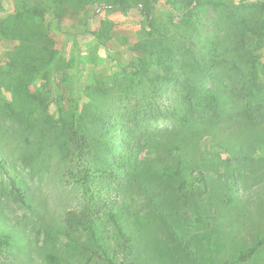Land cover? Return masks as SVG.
I'll list each match as a JSON object with an SVG mask.
<instances>
[{
  "label": "rangeland",
  "instance_id": "374dc122",
  "mask_svg": "<svg viewBox=\"0 0 264 264\" xmlns=\"http://www.w3.org/2000/svg\"><path fill=\"white\" fill-rule=\"evenodd\" d=\"M117 1L121 0H71L64 12L58 11V22L47 9L41 20L24 18L19 0H0V66L14 59L29 65L41 63V67L50 51L55 53V66L46 63L38 75L12 69L1 93L20 108L41 105L42 98L50 115L57 109L54 91L62 96L60 104L66 110L78 95L80 108L94 101H104L105 106V85L111 89L112 80L121 77L122 67L142 55L133 52L139 41L171 28L168 0L155 1L158 11L153 14L152 27L143 14L150 0H122L136 5L114 8ZM220 1L234 6L242 0ZM259 46L264 66V44ZM22 80L26 81L25 94L19 92ZM109 91L114 99L119 98ZM243 97L237 96V109L232 110L236 119L191 134L179 150L169 142L177 135L185 136V130L169 128L165 121L154 124L161 133L158 144L145 157L150 173L175 166L181 159L186 173H205L208 187L205 197L190 210L188 226L177 218L179 232L172 234L146 207L139 182H131L119 203L126 204L128 228L139 236L136 243L143 264H220L264 240V124L253 126L242 119ZM6 125L16 126L13 120ZM4 128L8 129L0 127V137L13 168L9 169L26 189L27 198L25 205L13 201L7 176L0 168V234L11 235L14 243L11 248H0V264H108L89 230L74 229L66 221L69 213L78 216L89 205L93 192H87L74 176L75 170L56 153L47 170L34 173L33 163L26 166L20 160L21 141L4 133ZM172 184L176 186L174 179ZM198 215L208 216L207 220L196 225L193 218ZM108 227L100 237L112 241L115 232ZM245 264H264V247Z\"/></svg>",
  "mask_w": 264,
  "mask_h": 264
},
{
  "label": "trees",
  "instance_id": "16d2710c",
  "mask_svg": "<svg viewBox=\"0 0 264 264\" xmlns=\"http://www.w3.org/2000/svg\"><path fill=\"white\" fill-rule=\"evenodd\" d=\"M19 1L24 18L41 20L43 9H47L60 22L58 11L64 12L71 0ZM155 1H149L148 10L143 7L144 20L151 27L153 14L158 11ZM168 4L170 31L139 41L133 52L142 55L129 66H121V77L112 80L111 89L119 98L114 99L105 85V106L104 101H94L80 108L78 95L66 110L60 104L62 96L54 91L57 109L50 115L42 98L41 105L20 108L0 91V127H8L4 133L21 141L20 160L26 166L33 163V172L39 174L49 168L56 153L75 170L74 176L87 192H93L89 205L78 216L69 213L66 221L74 229L89 230L99 255L108 264H143L136 243L139 236L128 228L126 204L119 203L133 180L139 182L146 207L172 234L179 232L175 228L179 219L188 226L190 210L207 193L205 173H186L181 159L175 166L159 167L150 173L145 157L151 146L158 144L161 133L155 123L165 121L169 128L185 130V136L177 135L169 142L179 150L191 134L236 119L232 110L237 109V96L243 94L242 119L253 126L264 124V66L259 53V45L264 44V3L242 0L232 6L220 0H168ZM134 5L133 1L121 0L113 7ZM54 56L50 51L41 67V63L29 65L11 59L0 66V88L15 67L24 69L28 76L38 75L46 63L55 66ZM21 82L19 92L25 94L26 81ZM11 120L15 127L4 126ZM0 168L7 176L13 201L25 205L27 191L10 172L13 168L1 137ZM143 175L148 178L142 179ZM207 217L198 215L193 220L200 225ZM108 226L115 232L114 243L100 237ZM13 244L11 235L0 234V248ZM263 247L261 239L220 264H245Z\"/></svg>",
  "mask_w": 264,
  "mask_h": 264
}]
</instances>
